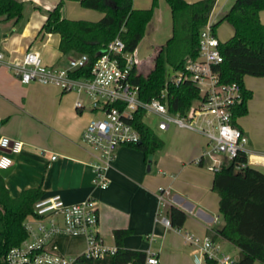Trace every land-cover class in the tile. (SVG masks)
<instances>
[{"label": "crops", "instance_id": "1", "mask_svg": "<svg viewBox=\"0 0 264 264\" xmlns=\"http://www.w3.org/2000/svg\"><path fill=\"white\" fill-rule=\"evenodd\" d=\"M17 1L22 4L20 18L0 17V51L5 59L21 58L32 49L45 64L66 65V59L74 54L59 50V35L39 31L46 11L59 0ZM151 1L132 0V8H148ZM233 1L214 0L208 14L212 24L222 18ZM74 4L78 2L65 0L62 6V14L71 20L73 16L67 10ZM152 11L146 25L153 20L156 28L155 21L162 23L166 15L169 19V30L159 26L150 38L155 52L170 37L172 27L165 0H157ZM98 13L97 19L102 16ZM258 18L264 24V9L258 12ZM214 32L216 35V26ZM136 66L140 67L137 61ZM243 87L251 91V96L245 102L246 112L235 124L246 137V153L252 160V156L264 152V81L245 76ZM77 98L73 91H61L50 84H22L11 70L0 66V135L22 143L19 152L8 154L12 164L1 176L8 195L13 198L22 190L38 187L40 197L57 194L66 203L91 197L97 202L96 227L105 245L114 247L115 229L128 230L122 246L152 252L159 264H198V246L185 241L183 232L198 239L207 237L217 252L236 260L237 248L215 234L223 223L218 195L211 189L213 172L207 170L205 160L196 162L205 147L204 138L195 131L170 126L154 132L162 146L147 157L132 145L119 146L106 171L107 187H93L92 156L80 136L85 124L98 113L86 108L76 110ZM168 205L184 211L182 231L160 221ZM199 263L206 264L204 260ZM252 264L261 263L255 260Z\"/></svg>", "mask_w": 264, "mask_h": 264}, {"label": "built area", "instance_id": "2", "mask_svg": "<svg viewBox=\"0 0 264 264\" xmlns=\"http://www.w3.org/2000/svg\"><path fill=\"white\" fill-rule=\"evenodd\" d=\"M197 43L196 54L184 58L182 69L168 72L158 96L148 101L138 97L137 86L130 82V70L136 61L118 37L96 52L90 64L87 54L75 53L66 59V65L52 66L41 62L38 53L28 49L21 58L9 60L0 51V66L11 70L22 84L38 82L53 85L61 91H73L78 95L74 102L76 110L86 108L98 113L85 124L80 136L92 156L93 187H107L106 171L119 146L139 144L140 135L131 123L138 110L142 111V124L150 130L145 121L147 117L154 120L157 131L178 126L200 134L206 143L196 162L205 160L209 171H217L222 163L238 154H244L246 158L234 164V170L247 165L264 168V152L252 156V160L247 156L246 137L233 117L235 107L242 101L241 86L237 82H222L214 69L222 59L220 42L208 16L199 30ZM184 82L193 84L198 94L184 113L173 114L165 104L167 86ZM21 144L17 139L0 135V168L11 166L8 154L19 152ZM33 212L22 223L25 238L6 255L9 264H76L81 256L97 259L112 255L116 250L115 245H105L98 234L99 210L91 197L75 203H66L57 194L39 197L33 203ZM159 219L164 225L171 226L165 216ZM174 229L182 231L181 226ZM64 235L81 237L84 243L81 251L73 256L61 254L54 239ZM183 238L198 246L195 256L198 264L206 258L214 259L218 264L235 262L233 257L217 252L207 237L198 239L183 232ZM144 258L143 264H159L152 252L147 251Z\"/></svg>", "mask_w": 264, "mask_h": 264}, {"label": "trees", "instance_id": "3", "mask_svg": "<svg viewBox=\"0 0 264 264\" xmlns=\"http://www.w3.org/2000/svg\"><path fill=\"white\" fill-rule=\"evenodd\" d=\"M65 0L46 11L41 33L59 35L57 47L62 53H85L91 63L96 52L102 50L109 40L118 37L125 50L133 52L142 38L146 23L150 20L157 0L148 8H132V0H75L86 9H94L102 16L95 21L68 19L62 14ZM73 1V0H70ZM171 15V35L153 54L152 67L142 73L136 65L130 70V82L137 86L141 100L148 101L158 96L170 71L182 69L184 58L194 56L198 48V34L206 22L214 0H165ZM264 9V0H234L215 25L226 21L232 27L231 36L220 42L222 61L214 67L222 82H237L241 86L242 101L235 107L233 117L246 112L245 102L251 91L243 87V76H264V24L258 12ZM22 4L17 0H0V17L17 20L21 17ZM87 69V68H86ZM198 92L193 84L184 82L167 86L166 108L175 114L184 113ZM142 111L134 114L132 126L140 135L139 144H134L144 156L151 155L162 146L161 140L141 122ZM244 154L222 163L213 172L211 189L218 195V213L223 225L215 234L230 242L237 250L234 264H252L257 260L264 264V168L247 165L234 170V164L245 160ZM40 197L38 187L22 190L10 197L0 176V264H9L8 251L26 236L23 220L33 214V203ZM165 217L172 228H179L185 213L168 205ZM129 233L115 229L113 239L116 250L112 255L91 259L81 256L76 264H143L145 253L126 249L122 238ZM206 264H216L205 259Z\"/></svg>", "mask_w": 264, "mask_h": 264}, {"label": "rangeland", "instance_id": "4", "mask_svg": "<svg viewBox=\"0 0 264 264\" xmlns=\"http://www.w3.org/2000/svg\"><path fill=\"white\" fill-rule=\"evenodd\" d=\"M63 13H64V9H63ZM67 13H71V15L73 16V18H72L73 20L74 19H82V20H87V21H90V20L95 21L99 15L98 11H96L94 9L83 8V7L79 6L78 4L72 5L71 8H69L67 10ZM161 22L162 23H158L157 21H155L156 28L154 27L153 20L150 21L146 25L145 30H144V36L140 40V42L138 43L139 45L137 46L136 51L133 54L135 61H137V63L140 64V67L137 66V68L142 73L147 72L152 67V64H153L152 56L154 54L153 53L154 49L151 47V43H150L151 36H153L155 33H157V31L160 30V27L162 30L163 29L169 30V27H168L169 19H168L167 15L162 18ZM215 26H216V37L220 42H223L230 37L231 28L229 25L222 22L220 24L219 23L216 24ZM156 29H157V31H156ZM245 76H246V79L247 78H251V79L261 78L264 81V76L255 77V76H251V75H244L243 76L244 81H245ZM240 117L241 116H239V118ZM239 118L236 117L235 121H238ZM145 121L151 127V130L153 133L157 131L155 126H154V123H155L154 120H151L150 118L147 117L145 119ZM54 242H55V244L58 245L59 252L63 255H68V256H73L78 251H81V249L84 246V243L82 242L81 237L78 238V237H71V236L64 235L61 237H56L54 239Z\"/></svg>", "mask_w": 264, "mask_h": 264}, {"label": "water", "instance_id": "5", "mask_svg": "<svg viewBox=\"0 0 264 264\" xmlns=\"http://www.w3.org/2000/svg\"><path fill=\"white\" fill-rule=\"evenodd\" d=\"M9 170H10V167L0 168V176L4 177L8 173Z\"/></svg>", "mask_w": 264, "mask_h": 264}]
</instances>
